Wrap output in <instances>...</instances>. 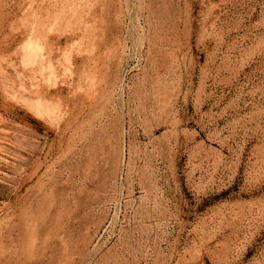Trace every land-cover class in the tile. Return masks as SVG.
Instances as JSON below:
<instances>
[{"label": "rangeland", "instance_id": "374dc122", "mask_svg": "<svg viewBox=\"0 0 264 264\" xmlns=\"http://www.w3.org/2000/svg\"><path fill=\"white\" fill-rule=\"evenodd\" d=\"M0 264H264V0H0Z\"/></svg>", "mask_w": 264, "mask_h": 264}]
</instances>
